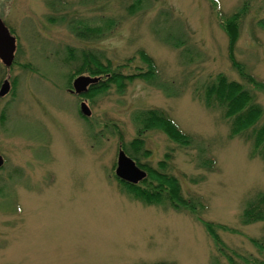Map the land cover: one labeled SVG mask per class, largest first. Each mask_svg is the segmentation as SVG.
Here are the masks:
<instances>
[{"label": "rangeland", "instance_id": "rangeland-1", "mask_svg": "<svg viewBox=\"0 0 264 264\" xmlns=\"http://www.w3.org/2000/svg\"><path fill=\"white\" fill-rule=\"evenodd\" d=\"M234 15L231 47L225 26ZM0 17L16 39L13 62L0 61V84H10L0 96V264H229V249L255 252L248 238L263 236L264 222L240 215L264 190V159L246 133L231 131L221 105L206 103V87L218 74L239 81L264 123V90L241 74L264 82V0H0ZM71 23L92 33L79 39ZM167 30L174 38L164 39ZM85 52L144 75L145 53L170 93L141 76L70 93L75 77L94 76L74 73ZM152 108L190 142L143 130ZM136 138L144 148L130 147ZM119 149L138 155L147 175L144 164L165 160L193 207L130 197L115 174Z\"/></svg>", "mask_w": 264, "mask_h": 264}, {"label": "trees", "instance_id": "trees-1", "mask_svg": "<svg viewBox=\"0 0 264 264\" xmlns=\"http://www.w3.org/2000/svg\"><path fill=\"white\" fill-rule=\"evenodd\" d=\"M76 22V21H75ZM169 22L168 16L165 17L164 24ZM163 23L155 21L154 30H156L158 35H161ZM238 24L239 19L236 15L229 18L227 25L225 26L228 36L230 38L231 47L234 46L237 35H238ZM69 29L75 34L79 39L86 40L87 35L92 32L76 23H71ZM175 34L167 30L164 36L165 40L174 38ZM181 40V37H177ZM178 41V40H176ZM86 58L81 60V65L74 73H80L88 71L90 74L97 76L99 80L96 83L90 85L89 89L98 91L108 87V84L118 82L121 86H124L125 79H133L134 77L141 76L145 80L152 78L151 83L162 88L166 94L167 88L163 84H157L154 80L155 67L151 58H149L145 53L141 56L145 58L148 63L149 70L144 73H132L125 74L121 70V66L118 64L115 68H112L111 63L107 61L104 64L96 53L85 52ZM145 56V57H144ZM232 59L235 60L233 54H231ZM142 58V59H143ZM143 59L144 61H146ZM88 65V66H86ZM243 78L253 84L260 90H264V82L256 80L252 74L248 71L243 73L241 70ZM128 76V77H127ZM104 77V78H102ZM165 89V90H164ZM206 92H209L213 97L207 100V104L211 100L216 101L214 105H221L224 108V114L229 117L230 129L233 133L244 134L246 133L247 138L252 140V146L256 153H258L264 159V123H260V118L262 115V109L257 102L253 100L252 94L247 91L242 83L237 80H227V78L218 74L210 84L206 87ZM146 116L144 123L145 129H152V127L160 128L166 133V135L173 141L180 144H187L190 142L189 135L182 131L177 125V123L165 112L157 108L148 109L142 114ZM144 120V119H143ZM142 130V131H143ZM132 149H142L144 148L143 139L136 138L130 144ZM127 150V149H126ZM130 151V150H129ZM147 151V150H144ZM128 152V151H127ZM145 153V152H144ZM133 159H138V155L133 152L128 153ZM138 165L143 166L140 162H136ZM149 171V174L138 184H130L125 182V186L129 192V196L133 199L139 200L145 204H155L163 202L171 207H185L192 208L191 202L185 199L181 193V188L178 179L172 175L165 172L167 169V164L165 160H160L157 162L158 168H151L144 164ZM145 167V168H146ZM146 168V169H147ZM124 182V181H123ZM241 222L243 224H250L256 222H264V190L258 191L254 197L249 199L244 208L242 209L240 215ZM206 226L207 230L216 240V243H220L218 236L212 227L211 222L207 220L200 219ZM249 242L255 248V252H239L234 249H229V264H264V233L263 236L259 238L249 237ZM220 245V244H219ZM221 249H224L223 247ZM137 264H173L168 261H156V262H140Z\"/></svg>", "mask_w": 264, "mask_h": 264}, {"label": "water", "instance_id": "water-1", "mask_svg": "<svg viewBox=\"0 0 264 264\" xmlns=\"http://www.w3.org/2000/svg\"><path fill=\"white\" fill-rule=\"evenodd\" d=\"M15 48V36L10 32L0 17V60L4 65L9 66L12 63ZM98 80L99 78L97 76L79 75L73 79L71 91L76 94L84 93L89 89L91 84L96 83ZM9 88V81L5 79L0 86V96L5 95L9 91ZM80 111L83 115H91V109L85 101L80 103ZM3 162L4 158L0 154V166ZM115 174L120 180L130 184H137L147 175L146 170L139 167L135 160L127 155L123 149H119L118 151Z\"/></svg>", "mask_w": 264, "mask_h": 264}, {"label": "flooded vegetation", "instance_id": "flooded-vegetation-1", "mask_svg": "<svg viewBox=\"0 0 264 264\" xmlns=\"http://www.w3.org/2000/svg\"><path fill=\"white\" fill-rule=\"evenodd\" d=\"M9 28V27H8ZM10 30V29H9ZM11 32V31H10ZM16 49V48H15ZM14 55H15V52H14ZM13 60H14V58H13ZM13 60H12V62H13ZM1 61V60H0ZM3 64V63H2ZM5 80V78L2 80V82H1V84L3 83V81ZM1 84H0V86H1ZM71 88H72V86H71ZM71 88H68L67 90L70 92V93H73V94H76V93H74V92H72L71 91ZM82 102V101H81ZM80 102V103H81ZM4 158V157H3Z\"/></svg>", "mask_w": 264, "mask_h": 264}]
</instances>
